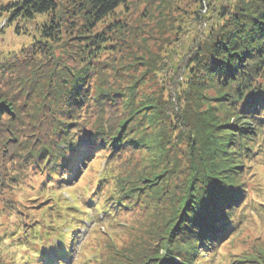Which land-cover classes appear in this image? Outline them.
Instances as JSON below:
<instances>
[{
  "label": "trees",
  "instance_id": "1",
  "mask_svg": "<svg viewBox=\"0 0 264 264\" xmlns=\"http://www.w3.org/2000/svg\"><path fill=\"white\" fill-rule=\"evenodd\" d=\"M126 1L69 0L75 2L73 10L84 21L78 36L72 35L77 22L65 27L72 35L68 41L77 40L78 49L61 45L74 50L73 63L58 65L59 61L52 67L44 63L47 76H37L29 87L25 82L18 91L13 89V82L20 81L23 72L6 81L8 92L0 86V220L8 219L7 224L0 223V264H16L7 261L6 249L1 252L7 239L34 251L33 262L23 260L22 264H71L85 221L101 215L109 221L118 219L139 200L140 204L155 202L150 204L156 207L155 213L149 215L153 221L143 223L140 233L146 225L148 229L153 225L157 244H151L152 231L150 243L143 239L139 247L142 250L129 264H200L203 257L211 260L215 256L221 241L242 220V213L252 207L251 200H244L248 190L242 177L245 167L250 168L246 162L264 160V0L243 2L231 19L209 36L208 43L196 48L195 58L187 65L192 79L179 91L176 104L161 98L157 103H147L153 98L145 96L138 100L135 86L128 88L130 84L114 83L107 89L96 84L91 93L89 78L98 67L90 59L100 63L99 58L114 49L110 34L105 29L97 32V28L106 23L104 28L109 29L113 22L107 21L118 15ZM63 3L64 0H12L1 6L0 12L11 25L21 22L15 26L17 33L44 17L46 22L40 26L44 40H38V49L47 53L52 51L51 42L61 41ZM21 66L19 61L15 71L9 64L0 63V77L14 75L17 69H23ZM207 88L214 89L217 96H207ZM182 92L184 102L180 99ZM124 96L128 97L124 104L127 116L120 118V111L106 116L119 104L115 98ZM211 101L219 103L213 105ZM203 104L207 108L201 110ZM41 112L51 121L48 134L51 132L52 137L43 131V123L35 125V116ZM172 116L178 122L177 130L182 129L176 136L166 138L165 126L161 125L154 140L142 133L146 123L167 125L169 120L172 127ZM143 150L151 152L146 157L149 165L134 170L135 177L131 173L126 179L120 177L106 196L105 183L116 178L118 167L99 180L95 188L99 192H92L85 206L94 216L81 211L79 214L87 217L81 219L68 211L72 219L63 221L58 228L54 229L56 224L44 217L35 220L42 228H24L19 216L23 208L12 194L23 186L22 179L31 170L42 179L41 184L55 192L72 183L80 166L98 153L105 154L115 166L120 162L123 165L124 154ZM161 166L164 168L158 171ZM51 206L58 220L63 219L62 212L54 204ZM60 207L65 209L63 204ZM43 227L57 234L43 235Z\"/></svg>",
  "mask_w": 264,
  "mask_h": 264
},
{
  "label": "rangeland",
  "instance_id": "2",
  "mask_svg": "<svg viewBox=\"0 0 264 264\" xmlns=\"http://www.w3.org/2000/svg\"><path fill=\"white\" fill-rule=\"evenodd\" d=\"M10 1L12 0H0V7ZM243 2L246 3L247 0H127L125 6L118 9V15L107 21L108 24L113 22L109 29L104 28L106 23L97 28V32L105 29L110 34L114 49L106 51V54L101 59L99 58L100 63H97L95 58L90 59L93 66L98 67L89 78L91 93L96 88V84H100L105 89L114 83L121 86L130 84L128 88L135 86L138 100H142L145 96L153 98L147 103H157V98H161V101L168 99L172 104L178 103L179 91L186 88L192 79L191 70L187 65L189 60L195 58L196 48L199 49V45L208 43L209 36L226 24L237 12V7L243 5ZM74 3L64 0L61 5L60 15L63 22L61 41L51 42L52 51L47 53L38 49V40H44L40 34V26L45 20L44 17L38 18V24H33L26 31L21 29V32L17 33L15 26L20 25L21 22L11 25L7 16L0 12V63L9 64V67L16 71L17 63L20 61L23 68L17 69L14 75L8 73L5 77L4 75L0 77L2 91L8 92V88L5 86L6 81L18 78L22 72L20 81L13 82L12 87L16 91L25 82L29 87L37 76L39 79L47 76L49 71L43 65L44 63L51 67L59 61L58 65L66 61L73 63L72 58L76 56L74 50H69L61 45L64 43L78 49L76 39L68 41L72 35H81V30L78 28L84 22L82 17L73 10ZM56 16L58 17L57 14ZM70 22H77L76 31L72 35H69V31L65 30L68 25L70 27ZM29 56L34 58L26 59ZM103 80L107 83L106 86L103 85ZM128 88L121 89L128 93ZM205 91L207 96H217V92L212 88H207ZM184 96L185 94L182 92L180 97L182 102H184ZM192 96L194 98L201 97ZM127 98V96L116 97L115 101L119 104L107 111L106 116L111 112L118 111L122 113L120 118L127 116L124 113V104ZM211 103L215 105L219 102L211 101ZM206 108V104L200 106L201 110ZM150 111L151 109H148L147 113ZM45 115L48 117L44 112L36 115L35 125L39 126L43 123V131L52 137L51 132L48 134V125L51 124V121H47V118H44ZM92 118L95 116L93 115ZM171 120L172 127L167 120V125L166 123H146L141 131L143 134H147L149 140H154L155 135L159 133L160 125L161 127L165 126L166 138L170 139L169 136H176L182 130H177L179 126H177L178 122L175 116H172ZM230 121L233 122L234 118H231ZM166 146L167 148L171 147L170 143H167ZM172 152L173 149H170L171 154ZM150 154L151 152L148 153L146 150L131 151L124 154L123 165L120 162L113 166L106 159L105 154L98 153L91 161L80 166V172L72 178V183H67L62 190L55 192L41 184L42 179L34 176L31 170L28 176L30 178L22 179L23 186L12 194L19 207L23 208L19 216L24 228L28 230L29 227L39 224V221L35 220L42 217L49 220L51 224H56L54 229L58 228L63 221L72 219L69 216L70 212H75L78 214L77 218L81 219L87 218L79 214L81 211H88L90 216H94L92 210L85 209V206L88 204L90 194L99 192L96 190L99 180L111 174L110 171L114 167H118V170L114 172L116 178L107 179L105 183L104 196H106L109 189L117 185L120 177L126 179L130 173L135 177L134 170L139 171L146 164L149 165L146 157ZM246 166H250V168L245 167L242 177L245 190H248L244 200H251L252 207L242 213V220L233 233L224 237L215 256L211 260H208V257H203L200 259V264H264V160L256 159L253 162H246ZM163 168L161 166L157 170L160 171ZM100 192L102 193L100 202L103 203V192ZM32 199L35 200L27 201ZM139 201L128 212L121 214L118 219L113 218L114 220L109 221L104 218V220V215H101L93 217L90 222L85 221L86 228L80 229L79 236L81 238L74 248L71 264H129L136 253L142 250L139 247L142 246L140 242L143 239L149 242L153 237L151 244H157L155 243L157 236L153 231V225H150V230L146 225V230L142 235L140 233L143 223L148 224L153 221L149 215L155 213L156 207L150 204H155V202L140 204ZM53 204L62 212L63 219L58 220V214L51 206ZM60 204H63L65 209L61 210ZM96 204L97 202L94 206ZM242 204L243 202L238 204V207H241ZM99 220L102 221L99 222ZM12 221L16 222V218H13ZM0 223L7 224L8 219L4 218L0 220ZM39 226L37 225V227ZM42 230L43 235H47V232L57 234L46 227H43ZM49 241L52 242L54 239ZM9 242L10 240L7 239L1 250L3 252L6 249L4 253L8 254L6 256L8 262L15 261L16 264H22L23 260L24 262L26 260L33 262L34 251L16 243L10 242L9 244ZM151 244L149 248L152 247ZM143 245H148V243Z\"/></svg>",
  "mask_w": 264,
  "mask_h": 264
}]
</instances>
